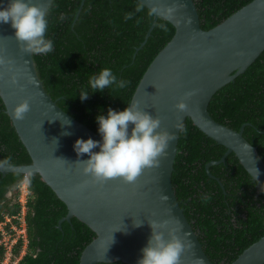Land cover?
Returning <instances> with one entry per match:
<instances>
[{
	"label": "trees",
	"instance_id": "trees-1",
	"mask_svg": "<svg viewBox=\"0 0 264 264\" xmlns=\"http://www.w3.org/2000/svg\"><path fill=\"white\" fill-rule=\"evenodd\" d=\"M193 1L200 27L206 31L253 0ZM138 6L136 0H53L47 11V37L54 41V50L47 55L33 53L38 76L52 100L97 135L96 116L130 105L145 71L175 34L173 25L159 18L145 45L136 51L153 21L151 11L144 5L136 11ZM127 13L132 14L131 20L125 19ZM105 67L113 70L118 81H128V86L113 85L103 92L89 89V97L81 101L80 90L88 86L89 77ZM208 112L235 131L244 125V139L264 162V51L213 95ZM225 152L186 119L171 176L177 202L213 264H231L264 237V184L254 182L233 153L209 167L214 179L206 171V165L219 161ZM8 158L11 166L31 164L0 98V161ZM24 180L19 173H0V222L20 211L19 188ZM27 191V245L17 264H79L95 233L74 217L58 227L67 207L39 175L27 178ZM208 196L211 199L204 202L202 197ZM22 245L19 240L12 260L18 259Z\"/></svg>",
	"mask_w": 264,
	"mask_h": 264
},
{
	"label": "water",
	"instance_id": "water-1",
	"mask_svg": "<svg viewBox=\"0 0 264 264\" xmlns=\"http://www.w3.org/2000/svg\"><path fill=\"white\" fill-rule=\"evenodd\" d=\"M136 1L150 11L157 9L136 51L145 45L159 18L175 29L172 39L145 71L130 102L159 119L157 132L167 131L173 136L159 164L145 168L133 183L119 178L98 182L84 174L89 157L78 156L73 145L78 138L101 137L57 106L38 76L33 53L17 40L10 24H0V98L31 159L29 165L0 167V173H19L26 178L39 175L67 207L68 213L58 227L74 217L95 233L79 264H138L152 236L153 223L166 240L175 230L185 243L179 264H213L177 202L171 183L173 164L181 128L190 119L208 138L226 148L219 161L206 165L211 178L215 177L209 167L233 153L252 180L264 184V162L244 139L245 126L235 131L216 122L208 112L213 95L243 74L264 51V0L251 1L206 31L200 27L193 0ZM8 2L0 0L5 6ZM28 2L47 13L53 0ZM25 100L30 109L23 120H16L13 110ZM181 100L187 105L184 111L175 107ZM136 223L141 226L136 227ZM231 264H264V237Z\"/></svg>",
	"mask_w": 264,
	"mask_h": 264
},
{
	"label": "clouds",
	"instance_id": "clouds-1",
	"mask_svg": "<svg viewBox=\"0 0 264 264\" xmlns=\"http://www.w3.org/2000/svg\"><path fill=\"white\" fill-rule=\"evenodd\" d=\"M142 7L143 4H140L136 11H141ZM156 13L157 9L153 8L150 14ZM125 19L131 20L132 14L127 13ZM0 24H10L15 37L25 45L27 51L37 55L53 52L54 41L47 37L49 20L43 7L29 3L28 0H9L6 6L0 4ZM0 63L3 61L0 60ZM128 83L123 79L118 81L113 70L105 67L89 77L88 86L80 90L79 98L81 101L86 100L90 94L89 89L91 92H103L113 85L124 89ZM175 107L184 111L187 105L181 100ZM29 109L27 100L21 102L13 110L14 118L23 120ZM95 119L101 140L78 138L73 148L78 156L88 155L83 172L98 182L116 178L125 183L135 182L145 168L159 164V158L173 139L167 131H156L160 126L158 118L140 111L135 105H129L121 111L109 108L107 115L100 114ZM96 148L99 151L94 152ZM6 166H11V158L0 161V167ZM202 199L207 202L211 196ZM135 226L141 225L136 223ZM157 227L155 223L151 225L152 236L142 249L138 264H179L185 243L174 234L175 230L170 232V239L166 240L164 233L156 230Z\"/></svg>",
	"mask_w": 264,
	"mask_h": 264
},
{
	"label": "built area",
	"instance_id": "built-area-1",
	"mask_svg": "<svg viewBox=\"0 0 264 264\" xmlns=\"http://www.w3.org/2000/svg\"><path fill=\"white\" fill-rule=\"evenodd\" d=\"M18 203L20 204V211L16 216L4 218V221L0 222V248L3 249V258L0 260V264H10L12 261V251L19 240L23 241L22 251L16 264L25 253L27 245V226H26V204H27V178L21 184L19 188Z\"/></svg>",
	"mask_w": 264,
	"mask_h": 264
},
{
	"label": "rangeland",
	"instance_id": "rangeland-1",
	"mask_svg": "<svg viewBox=\"0 0 264 264\" xmlns=\"http://www.w3.org/2000/svg\"><path fill=\"white\" fill-rule=\"evenodd\" d=\"M22 256H23V254H22ZM10 264H16V261L15 260H12Z\"/></svg>",
	"mask_w": 264,
	"mask_h": 264
}]
</instances>
